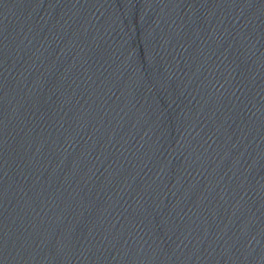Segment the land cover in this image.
Returning <instances> with one entry per match:
<instances>
[{"label":"water","instance_id":"95a60500","mask_svg":"<svg viewBox=\"0 0 264 264\" xmlns=\"http://www.w3.org/2000/svg\"><path fill=\"white\" fill-rule=\"evenodd\" d=\"M0 264H264V0H0Z\"/></svg>","mask_w":264,"mask_h":264}]
</instances>
